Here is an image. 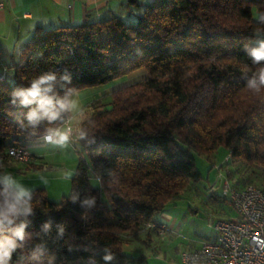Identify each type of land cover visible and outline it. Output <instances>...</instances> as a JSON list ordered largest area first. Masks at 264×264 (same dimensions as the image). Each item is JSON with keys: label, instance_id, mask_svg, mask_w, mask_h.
I'll return each instance as SVG.
<instances>
[{"label": "trees", "instance_id": "obj_1", "mask_svg": "<svg viewBox=\"0 0 264 264\" xmlns=\"http://www.w3.org/2000/svg\"><path fill=\"white\" fill-rule=\"evenodd\" d=\"M141 8L129 20L111 15L39 28L0 72V172L12 160L9 147H27L49 127L28 126L27 109L10 103L14 89L65 69L76 91L142 76L91 101L94 111L80 130L87 158H79L61 200L32 189L30 238L12 264H38L34 255L41 252L43 264L145 263V256L125 254L123 242L149 236L153 216L202 178L192 150L211 156L223 147L253 176L264 173V88L246 87L260 65L243 51L264 38V0H146ZM89 172L98 186L90 185ZM247 179L233 187L254 184ZM70 194L78 195L76 203ZM91 197L93 206L82 208Z\"/></svg>", "mask_w": 264, "mask_h": 264}, {"label": "crops", "instance_id": "obj_2", "mask_svg": "<svg viewBox=\"0 0 264 264\" xmlns=\"http://www.w3.org/2000/svg\"><path fill=\"white\" fill-rule=\"evenodd\" d=\"M4 7L0 10V72L17 61L26 43L30 41L37 29L53 28L59 25H76L99 18L116 15L124 19H134L138 9H142L146 0H3ZM110 84V83H108ZM105 84V85H108ZM93 86L77 91L81 110L70 113L68 120L79 126L85 111L92 110V100L102 98L110 93H104L102 87ZM30 152L26 163L8 160L11 164L5 166L3 172L11 171L25 175L27 180L36 181L45 189L46 195L51 184H64V189L55 190L65 193L68 177L73 175L78 156H85L86 148L83 143H68L66 147L49 144L42 140H34L27 145ZM83 151V154L78 151ZM78 154V156H77ZM28 181V182H29ZM46 182V184L42 183ZM48 185H50L49 188ZM39 187V186H38ZM49 189V190H48ZM54 192V189H53ZM227 219V218H218ZM215 238L214 231L207 235V240ZM192 244L189 248L198 247L201 243ZM157 256V255H155ZM169 264H180L179 254L171 259Z\"/></svg>", "mask_w": 264, "mask_h": 264}, {"label": "rangeland", "instance_id": "obj_3", "mask_svg": "<svg viewBox=\"0 0 264 264\" xmlns=\"http://www.w3.org/2000/svg\"><path fill=\"white\" fill-rule=\"evenodd\" d=\"M252 13L254 18H258V12L255 8ZM141 77V75L138 77L133 75L117 79L103 86L102 91L111 93L127 84L136 82V79ZM106 101H110V99L108 98ZM90 107L93 106L90 105ZM92 113V110L84 112L82 121L78 126L80 130L83 122ZM78 152L83 154L81 150ZM192 154L202 178L192 182L180 195L170 200L162 211L153 216V222L164 224V228L150 230L149 236L145 231L140 232L136 237H129L123 242L125 254L146 257V262L142 264H169L167 258L171 259L182 250L191 247L192 244L196 245L200 240H205L204 238L213 232L211 224L218 218H235L236 212L229 203V194L223 192L225 181H228L233 187L243 185V180L248 178L247 181L253 180L252 183L264 186V173L253 176L251 170L242 165L239 160H231L223 147H220L211 156H206L195 150H192ZM83 155L80 157L77 154L78 158L86 160L87 156ZM10 164L8 162L4 165L0 173H3L5 166L10 167ZM14 174L20 182L30 189L40 186L37 185L39 183L36 181L27 180L28 178L24 174L21 175L16 171ZM70 178L71 175L68 177L67 188L63 194L65 196L70 192ZM89 182L91 186L95 187L99 184L92 172H89ZM42 183L46 184V182ZM49 187L50 185L47 188ZM50 188L47 194L48 199L54 202L61 200L62 193H57L55 190L57 188L64 189V184H51Z\"/></svg>", "mask_w": 264, "mask_h": 264}, {"label": "clouds", "instance_id": "obj_4", "mask_svg": "<svg viewBox=\"0 0 264 264\" xmlns=\"http://www.w3.org/2000/svg\"><path fill=\"white\" fill-rule=\"evenodd\" d=\"M243 51L254 65H260L256 74L246 80V87L254 92L264 88V38H256L254 43L245 44ZM72 78L67 69L60 73L46 72L24 87H18L11 93L10 103L23 109L24 121L32 128L47 124L44 140L53 145L66 147L72 136V128L67 127L66 114L81 110L79 97L74 87H69ZM84 134L81 136L83 138ZM33 190L20 182L12 173H0V264H12L13 254L22 248L30 234L26 232L29 218L35 215L33 208ZM72 203L78 201V195L70 194ZM95 197L80 201L82 208L92 207ZM51 220L43 224L45 233L51 230ZM58 236H62L64 225L58 224ZM39 255H34L38 264H43ZM112 259L110 255L103 257ZM51 264V261H49Z\"/></svg>", "mask_w": 264, "mask_h": 264}, {"label": "built area", "instance_id": "obj_5", "mask_svg": "<svg viewBox=\"0 0 264 264\" xmlns=\"http://www.w3.org/2000/svg\"><path fill=\"white\" fill-rule=\"evenodd\" d=\"M4 1L0 0V10ZM3 69V73L5 72ZM72 128L70 143L81 142L78 126L66 119ZM46 132L38 137L44 140ZM7 155L13 161L25 163L30 152L24 146H11ZM228 160V157H226ZM224 194H229L235 218L219 219L211 224L213 240H203L195 248L184 249L179 254L180 264H264V189L254 184L232 187L225 181ZM148 228H164L161 223H148Z\"/></svg>", "mask_w": 264, "mask_h": 264}]
</instances>
